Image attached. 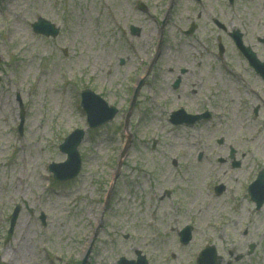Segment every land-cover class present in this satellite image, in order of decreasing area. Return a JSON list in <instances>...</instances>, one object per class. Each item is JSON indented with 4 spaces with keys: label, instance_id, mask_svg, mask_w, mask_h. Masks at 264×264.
Masks as SVG:
<instances>
[{
    "label": "rangeland",
    "instance_id": "rangeland-1",
    "mask_svg": "<svg viewBox=\"0 0 264 264\" xmlns=\"http://www.w3.org/2000/svg\"><path fill=\"white\" fill-rule=\"evenodd\" d=\"M38 17L58 27V35L34 33ZM190 23L196 28L184 35ZM132 25L138 35L130 33ZM233 30L264 60L258 40L264 0H0L4 264H80L89 247L87 264H116L134 249L149 264H195L205 245H214L220 264H264V204L256 210L247 192L264 167V82L229 37ZM175 60L193 73L194 93L165 92L161 72ZM149 63L151 86L140 91L124 130L132 87ZM85 88L119 109L114 120L88 128L80 107ZM177 104L210 116L173 126L167 118ZM74 129L84 131L81 171L58 182L48 166L66 159L58 146ZM126 136L129 147L112 186ZM23 201L36 213L22 208L4 245L8 215ZM186 225L192 239L181 245L178 232Z\"/></svg>",
    "mask_w": 264,
    "mask_h": 264
},
{
    "label": "water",
    "instance_id": "water-1",
    "mask_svg": "<svg viewBox=\"0 0 264 264\" xmlns=\"http://www.w3.org/2000/svg\"><path fill=\"white\" fill-rule=\"evenodd\" d=\"M231 1V0H230ZM33 29L37 33L45 34L46 36H55L58 33V29L49 22L39 18L36 23L32 25ZM132 32H135L132 29ZM259 67H264L263 64H258ZM264 72V71H263ZM262 76L264 77V73ZM83 101L82 106L87 114V122L91 128H95L103 125L113 118L116 113L115 108L108 107L107 104L97 95L86 90L82 94ZM194 119L198 117H193ZM83 137L81 130H76L70 134L60 146L62 152L67 154V160L61 164H53L51 171L58 179H70L77 175L80 169V158L77 152V146ZM254 187H261L262 195L257 199V194L254 192ZM250 194L253 200L257 202L258 207L264 201V173H260L256 182L250 187ZM14 223V216L11 219V227L9 234L12 231ZM181 241L186 243L190 239V228L186 227L181 232ZM219 258L216 256L213 248H208L200 254L197 260L198 264H218ZM120 264H146L143 258L137 259V261L127 262L124 259L120 260Z\"/></svg>",
    "mask_w": 264,
    "mask_h": 264
},
{
    "label": "flooded vegetation",
    "instance_id": "flooded-vegetation-1",
    "mask_svg": "<svg viewBox=\"0 0 264 264\" xmlns=\"http://www.w3.org/2000/svg\"><path fill=\"white\" fill-rule=\"evenodd\" d=\"M172 63V61H171ZM179 61L175 60L173 61V64L171 65V68L168 70V82H167V88L171 91H174L176 93H186L187 90L189 92L194 93L195 92V82H193L191 79L193 77V73H190V68H187L185 66H179ZM185 96V95H184ZM187 102H190V99L188 97H183Z\"/></svg>",
    "mask_w": 264,
    "mask_h": 264
},
{
    "label": "bare ground",
    "instance_id": "bare-ground-1",
    "mask_svg": "<svg viewBox=\"0 0 264 264\" xmlns=\"http://www.w3.org/2000/svg\"><path fill=\"white\" fill-rule=\"evenodd\" d=\"M20 191V190H19ZM18 190L16 191L17 193L19 192ZM188 198H189V196H188ZM22 248V247H21Z\"/></svg>",
    "mask_w": 264,
    "mask_h": 264
}]
</instances>
